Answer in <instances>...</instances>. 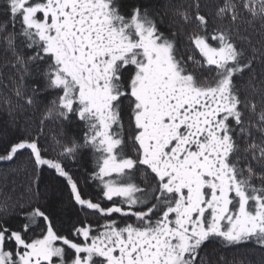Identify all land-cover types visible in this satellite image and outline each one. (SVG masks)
<instances>
[{
	"label": "snow or ice",
	"instance_id": "6c2138e0",
	"mask_svg": "<svg viewBox=\"0 0 264 264\" xmlns=\"http://www.w3.org/2000/svg\"><path fill=\"white\" fill-rule=\"evenodd\" d=\"M195 7L177 12L196 24L185 54L139 0H4L0 43L37 81L17 98L31 106L41 90L54 92L41 125L78 121L83 136L57 140L49 156L42 128L0 135V162L26 153L34 174L27 202L12 205L19 222L0 217V264H203L207 243L264 248V81H249L259 102L242 100L236 84L264 50L249 54L233 36L240 21L264 26V0H221L215 16L229 26L211 31ZM82 150L94 157L83 183L97 186L95 200L65 167ZM45 168L104 223L61 231L51 185L41 195Z\"/></svg>",
	"mask_w": 264,
	"mask_h": 264
},
{
	"label": "trees",
	"instance_id": "16d2710c",
	"mask_svg": "<svg viewBox=\"0 0 264 264\" xmlns=\"http://www.w3.org/2000/svg\"><path fill=\"white\" fill-rule=\"evenodd\" d=\"M137 0H122V3L129 5ZM146 4L155 14L156 21L166 34L175 33V41L180 52L187 54L191 49L188 43V36L196 27L193 23H184L178 11H187L190 15L197 11L195 5L199 3V12L208 18V29L211 31L218 26L228 27L227 21H220L216 18L215 12L221 0H139ZM4 0H0V17L3 14ZM234 39L245 50L251 53L255 48L259 52L264 50V26L259 20L252 24L240 21L238 32L233 31ZM240 37H247L242 40ZM250 41V43H249ZM15 64L13 52L7 46L0 43V135L5 139H14L22 134L32 133L33 135L42 128L40 142L48 148L46 155L55 156L56 141H70L73 138H82L83 125L78 121L68 122L52 117L44 120L41 125L44 113L50 106L55 93L41 90L33 96L31 106L25 104L23 98H17L16 90L20 89L24 97L33 95L32 86L37 82L34 75H29ZM259 84L264 81V62L259 59L254 61L251 71H246L242 77L237 78L236 84L240 91L241 99H255L259 102V95L254 93L249 81ZM10 100V104L3 101ZM126 119V118H125ZM126 151L132 154V146L129 143ZM65 167L72 174L81 180V191L86 197L93 200L98 198V188L93 183L85 184L83 180L86 173L94 168V157L90 150H82L75 160H65ZM34 178L31 165L28 164L27 154L21 153L12 162H0V209L5 203L8 204L7 212L0 211V217L6 218L15 226L19 222V207L13 209L14 203H26L29 199L28 188ZM51 185V191L47 196V202L53 209L58 227L61 231L67 232L74 223L89 221L93 226L103 224L104 220L88 210L80 211L69 198L64 183L60 178L48 169L42 171L40 188L42 198L44 197V185ZM108 205L107 201H104ZM118 218V217H114ZM39 232V229H36ZM31 235V233L29 234ZM200 257L203 264H264V248H261L254 241L233 246H224L219 243H207L201 251Z\"/></svg>",
	"mask_w": 264,
	"mask_h": 264
}]
</instances>
